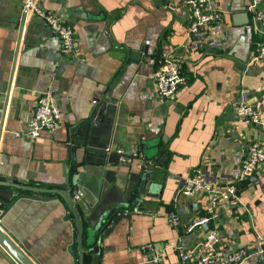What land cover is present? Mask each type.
Instances as JSON below:
<instances>
[{"label": "crops", "instance_id": "crops-1", "mask_svg": "<svg viewBox=\"0 0 264 264\" xmlns=\"http://www.w3.org/2000/svg\"><path fill=\"white\" fill-rule=\"evenodd\" d=\"M38 1L73 26L76 47L65 53L42 19L22 12L21 0H0V179L62 184L74 162H81L89 176L77 205L81 212L94 208L86 215L93 225L99 213L137 191L152 165V195L141 204L146 211L133 213L102 239L99 264H182L179 248L193 249L206 231H187L205 214V199L179 193L185 178L201 168L209 181L225 187L239 177L249 147L264 145V60L251 61L264 41V22H254L253 0H211L222 17L195 35L189 33L186 0ZM259 8L264 11V2ZM242 11L250 14L247 24L233 19ZM165 58L179 60L187 78L173 99L160 96L153 81ZM46 91L60 107V126L36 139L17 137L27 132ZM96 98L117 104L115 149L108 155L119 162L98 163L92 155L87 160L74 142L72 129L87 119ZM243 101L258 111L262 124L236 114ZM118 149L138 155L125 162ZM240 188L237 205H221V244L255 251V239L264 234V162ZM42 196L17 200L0 221L2 231L33 264H75L69 251L77 250L74 218L66 219L62 197ZM172 213L179 215L178 226ZM89 224L90 246L98 234ZM150 244L167 246L160 263L152 261ZM86 258L91 264L93 256ZM0 264L22 263L0 242ZM241 264L259 263L251 256Z\"/></svg>", "mask_w": 264, "mask_h": 264}, {"label": "built area", "instance_id": "built-area-1", "mask_svg": "<svg viewBox=\"0 0 264 264\" xmlns=\"http://www.w3.org/2000/svg\"><path fill=\"white\" fill-rule=\"evenodd\" d=\"M264 0H253L251 8L254 11V22H264V11L259 7ZM22 12L25 15L42 19L50 29L58 36L65 53H73L76 47V32L69 23L65 22L55 13L42 8L38 0H21ZM186 7L192 15L189 33L192 35L205 33L222 17V11L212 5L211 0H186ZM264 60V41L259 45L258 53L251 61ZM153 81L160 96L173 99L181 86L185 85L187 78L183 73L181 62L175 58H165L160 61L158 68L153 74ZM236 114L241 118H247L253 123L262 124L258 111L246 102H238L235 106ZM63 116L60 107L52 91L41 93L37 99L33 115L28 122L25 134L16 133L17 137L27 136L31 139L39 138L44 130H52L60 126ZM117 153L121 160L131 162L138 153L127 155L122 149ZM264 162V145L253 143L245 153L241 163L240 175L229 185L220 187L209 181L201 168L196 169L190 176L185 178L183 187L179 193L184 196L202 195L205 199L203 205L204 215L191 221L187 231L204 227L205 238L193 249L180 247L178 250L182 264H241L251 256H255L258 263L264 260V234L255 239L256 250L250 251L245 246L235 250L222 247L221 235L218 229V221L222 214L221 205H237L240 202V185L242 181L255 176L259 166ZM83 192L74 195L79 200ZM173 225L178 226L180 218L177 213L171 214ZM166 245L150 244L146 248L152 251V261L160 263Z\"/></svg>", "mask_w": 264, "mask_h": 264}, {"label": "water", "instance_id": "water-1", "mask_svg": "<svg viewBox=\"0 0 264 264\" xmlns=\"http://www.w3.org/2000/svg\"><path fill=\"white\" fill-rule=\"evenodd\" d=\"M233 19L238 24H247L250 21V14L246 11L236 12L233 14ZM95 107L90 115L73 127L72 134L74 142L78 148H83L86 154V159L90 160L91 155L97 157L98 163L119 162V156L110 157L108 152L115 149L113 147V126L115 120V111L117 104L113 99H95ZM110 158V159H109ZM162 163V162H161ZM82 164L74 162L71 169L68 170L65 182L62 184H43V186L28 185L24 180L6 177L0 179V221L4 213L20 198H39V194H43V200L59 199L62 197L67 205L66 219L74 218L77 230V250L73 247L69 248L71 255L74 258L75 264H86V257L93 256L91 264H99L102 239L108 236L117 228L124 219L131 220L133 213L146 211L141 207V204L146 196H151V187L153 181H149L154 171L152 165L148 166L147 171L143 174L140 185L137 191L130 194L129 198L124 201H119L107 209L99 213L97 220L93 225L89 224L86 215L93 214V209H88L86 212L79 210L77 202L74 199L79 191L82 192L81 186L86 185L88 179L89 168L84 166L85 173L81 172ZM146 168V167H145ZM97 178L88 185L89 189H95ZM16 191H21L16 193ZM27 192V193H25ZM86 224H89L93 233L98 234L96 242L89 246L86 243ZM0 223V242L17 258L22 264H33L20 249H18L10 239L2 231Z\"/></svg>", "mask_w": 264, "mask_h": 264}, {"label": "trees", "instance_id": "trees-1", "mask_svg": "<svg viewBox=\"0 0 264 264\" xmlns=\"http://www.w3.org/2000/svg\"><path fill=\"white\" fill-rule=\"evenodd\" d=\"M86 259H87V258H86ZM86 259H85V260H86ZM86 264H87V260H86Z\"/></svg>", "mask_w": 264, "mask_h": 264}]
</instances>
